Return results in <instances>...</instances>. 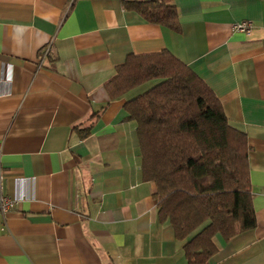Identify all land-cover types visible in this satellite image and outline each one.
I'll return each mask as SVG.
<instances>
[{
	"label": "crops",
	"instance_id": "1",
	"mask_svg": "<svg viewBox=\"0 0 264 264\" xmlns=\"http://www.w3.org/2000/svg\"><path fill=\"white\" fill-rule=\"evenodd\" d=\"M125 1L0 0V161L13 202L0 264H189L159 219L124 106L149 87L105 88L128 55L163 50L246 138L255 225L217 234L205 264H264V0H173L176 29ZM240 21L249 34L232 28Z\"/></svg>",
	"mask_w": 264,
	"mask_h": 264
},
{
	"label": "trees",
	"instance_id": "2",
	"mask_svg": "<svg viewBox=\"0 0 264 264\" xmlns=\"http://www.w3.org/2000/svg\"><path fill=\"white\" fill-rule=\"evenodd\" d=\"M173 0L125 1L150 22L177 28ZM152 79L128 99L136 124L145 180L156 184L160 220L181 240L189 264L216 253V235L228 239L255 225L246 138L232 127L212 90L170 52L127 56L105 83L111 98Z\"/></svg>",
	"mask_w": 264,
	"mask_h": 264
},
{
	"label": "built area",
	"instance_id": "3",
	"mask_svg": "<svg viewBox=\"0 0 264 264\" xmlns=\"http://www.w3.org/2000/svg\"><path fill=\"white\" fill-rule=\"evenodd\" d=\"M232 28L237 31L245 32L249 34L251 31V22L250 21H240L232 24ZM2 180H3V172L1 168L0 161V218L7 212L8 208L12 205V200L8 198L2 192Z\"/></svg>",
	"mask_w": 264,
	"mask_h": 264
},
{
	"label": "rangeland",
	"instance_id": "4",
	"mask_svg": "<svg viewBox=\"0 0 264 264\" xmlns=\"http://www.w3.org/2000/svg\"><path fill=\"white\" fill-rule=\"evenodd\" d=\"M158 81H159V79L149 80V81L145 82L144 84H142L139 88L144 89L145 87H151L152 85H154Z\"/></svg>",
	"mask_w": 264,
	"mask_h": 264
}]
</instances>
